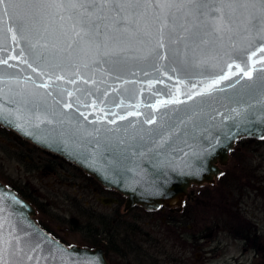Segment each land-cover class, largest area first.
Masks as SVG:
<instances>
[{
  "label": "water",
  "instance_id": "1",
  "mask_svg": "<svg viewBox=\"0 0 264 264\" xmlns=\"http://www.w3.org/2000/svg\"><path fill=\"white\" fill-rule=\"evenodd\" d=\"M58 11L23 34L0 16V127L123 194L126 207L180 206L191 184L213 182L237 138L264 137V72H241L253 50L264 56L255 30L212 43L189 24L158 56L152 27L73 50ZM34 216L0 181L2 264H108L102 248L66 246Z\"/></svg>",
  "mask_w": 264,
  "mask_h": 264
},
{
  "label": "flooded vegetation",
  "instance_id": "2",
  "mask_svg": "<svg viewBox=\"0 0 264 264\" xmlns=\"http://www.w3.org/2000/svg\"><path fill=\"white\" fill-rule=\"evenodd\" d=\"M31 147L38 151L36 160L43 174L58 176V183L61 178L69 179L65 182L67 186L73 183L70 179H80L79 188L90 190L94 202L86 212L77 211L76 217L59 211L53 218L49 211L37 207L33 190L31 199L17 188L34 207V219L39 226L59 242L67 246L102 248L108 264H123L124 260L134 264L129 262L134 259L138 264H264L263 161H257V176L247 177H253L257 185L252 196L240 188L215 187L220 182L229 183V177L225 176L236 163L237 155L251 147L264 150V137L237 138L228 152L227 162L217 164L220 172L213 182L191 184L180 206H160L155 210L139 205L126 207L127 198L123 194L104 187L62 157L34 145ZM260 155L263 157L264 152ZM219 191L223 204L215 205ZM149 216L156 217L149 221L157 223L136 220ZM78 217L93 219L94 223H99L97 229L81 223ZM108 220L112 222L109 225L105 223ZM145 226L150 229H144ZM152 233L157 234L155 239H150ZM73 234L86 242L69 241ZM111 257L114 259L109 260Z\"/></svg>",
  "mask_w": 264,
  "mask_h": 264
},
{
  "label": "snow or ice",
  "instance_id": "3",
  "mask_svg": "<svg viewBox=\"0 0 264 264\" xmlns=\"http://www.w3.org/2000/svg\"><path fill=\"white\" fill-rule=\"evenodd\" d=\"M49 8L59 10L57 16L61 22H69L63 35L68 40V48L73 50L74 46L80 50L90 46L106 47L109 41L122 42L133 34L148 35L147 27H152L156 38L150 54L158 56L157 50L165 47V41L173 44L184 39L178 30L191 31L189 24L198 29L194 33L196 38L202 32L211 38L212 43L221 42L226 37L231 39L230 34L241 29L245 32L255 30L264 41V0H0V16L14 18L17 30L22 34L38 25ZM259 52L264 53V42L260 44ZM254 57H257L255 50L247 57L251 64L245 63L241 69L248 79H252L254 71L264 72V56ZM235 66L240 69L239 64ZM3 243L10 241L0 240V245Z\"/></svg>",
  "mask_w": 264,
  "mask_h": 264
},
{
  "label": "rangeland",
  "instance_id": "4",
  "mask_svg": "<svg viewBox=\"0 0 264 264\" xmlns=\"http://www.w3.org/2000/svg\"><path fill=\"white\" fill-rule=\"evenodd\" d=\"M1 128L3 127H0V180L2 182L18 188L31 199L33 194L31 190H33L35 194L34 198L37 199V207L49 211L53 218H56L55 215L57 216L59 211H63V214H67V216L74 215L73 217H76L77 211L82 210V212H86V210H89L90 207L94 205L89 195L90 190L84 187L82 190L79 188V186L82 185L80 179H70L74 185L70 183V185L67 186L65 182L69 179L61 178V182L58 183V176L43 174L42 166H40L36 160L38 151L31 147L33 145L18 138L14 133L12 134L10 130ZM262 152H264V150L260 147L258 150L257 147H251V149L248 148L237 155L238 159H235L236 163H233L234 166L231 167L229 173L225 176V178L229 177V183L226 185V183L221 184L220 182L215 187H222L226 190L240 188L250 193L252 196V191L257 190V185L254 184L253 177L250 179H247V177L250 175L257 176V161H263L261 166L264 167V156L261 157L260 155ZM221 196L222 194L219 191L215 199L216 202H213L215 205L223 204L222 200L219 198ZM154 218L156 217L152 218V216H149L148 218H138L136 220H138V223H144V221L156 220ZM58 219L62 220L61 217H58ZM78 219L81 223L92 227L91 229H97L99 224L97 222L94 223L93 219L90 221L81 217H78ZM149 222L157 223L156 221ZM63 223L69 224L68 221H63ZM105 223L109 225L112 222L108 220ZM144 229H150V226H145ZM71 236L72 239L69 240L71 242H86L83 237H78L76 234ZM156 237V233L150 235V239H155ZM113 259L114 258L111 257L109 260ZM129 262L138 264L137 259L129 260ZM123 264H128V261L124 260Z\"/></svg>",
  "mask_w": 264,
  "mask_h": 264
},
{
  "label": "trees",
  "instance_id": "5",
  "mask_svg": "<svg viewBox=\"0 0 264 264\" xmlns=\"http://www.w3.org/2000/svg\"><path fill=\"white\" fill-rule=\"evenodd\" d=\"M1 129H3V128H1ZM5 130V129H4ZM9 132V131H8ZM13 134V133H12ZM19 138V137H18ZM7 186H9V187H11L12 189H14L17 193H19L23 198H25V199H28L27 197H25L23 194H21L20 192H19V190L17 189V188H15L14 186H12V185H9V184H7V183H5Z\"/></svg>",
  "mask_w": 264,
  "mask_h": 264
}]
</instances>
